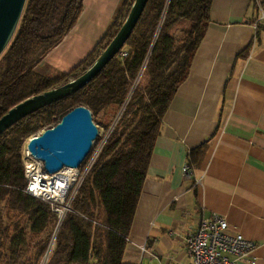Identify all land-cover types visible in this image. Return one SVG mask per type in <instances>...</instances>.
<instances>
[{"label": "trees", "instance_id": "16d2710c", "mask_svg": "<svg viewBox=\"0 0 264 264\" xmlns=\"http://www.w3.org/2000/svg\"><path fill=\"white\" fill-rule=\"evenodd\" d=\"M83 2L27 0L15 35L0 56V118L20 102L88 70L122 27L135 0H125L101 41L77 67L56 77L40 74L36 67L75 26ZM212 2L149 0L123 48L128 52L126 57L118 54L85 87L21 119L0 136V262L7 258V250L13 264L22 260L24 264H41L48 249V240L43 237L55 226L51 205L25 191L24 141L55 126L77 106L88 107L95 117L126 103L114 132L81 185L73 204L76 213L66 217L46 264H128L123 257L163 117L190 73L210 22ZM182 20H189L191 27L177 44L172 30ZM143 70L144 87L141 83L134 86ZM205 149L203 145L191 151L195 167L201 165ZM2 205L8 213L27 218L33 244L23 238V229L9 236ZM32 249L36 250L33 257L29 255ZM17 253L21 255L17 257Z\"/></svg>", "mask_w": 264, "mask_h": 264}, {"label": "crops", "instance_id": "0c3cea01", "mask_svg": "<svg viewBox=\"0 0 264 264\" xmlns=\"http://www.w3.org/2000/svg\"><path fill=\"white\" fill-rule=\"evenodd\" d=\"M124 2L84 0L75 26L36 70L56 77L77 67ZM203 145L195 167L191 151ZM212 212L226 217L230 233L254 240V264H264V0H213L190 73L163 117L123 261H188L186 237Z\"/></svg>", "mask_w": 264, "mask_h": 264}, {"label": "water", "instance_id": "95a60500", "mask_svg": "<svg viewBox=\"0 0 264 264\" xmlns=\"http://www.w3.org/2000/svg\"><path fill=\"white\" fill-rule=\"evenodd\" d=\"M27 0H0V56L5 51L21 20ZM149 0H135L124 24L96 59L78 78L57 88L30 97L0 118V136L21 119L76 93L94 79L124 48L142 17ZM99 136L92 111L80 105L66 113L53 127L29 137L27 148L43 161L49 174L65 167L79 168L90 154Z\"/></svg>", "mask_w": 264, "mask_h": 264}, {"label": "built area", "instance_id": "2783aa9c", "mask_svg": "<svg viewBox=\"0 0 264 264\" xmlns=\"http://www.w3.org/2000/svg\"><path fill=\"white\" fill-rule=\"evenodd\" d=\"M119 55L126 57L128 52L122 49ZM21 156L27 181L25 191L48 202L55 216L54 236L46 252L50 259L56 248L61 226L68 214L76 213L74 201L96 161L87 160L79 168L65 167L57 173L49 174L43 161L35 158L25 145L22 146ZM183 171L191 176L193 166L187 163ZM200 182L201 180L197 181L199 184ZM255 247L254 240L245 238L241 233L229 232L225 216L212 212L204 216L197 229L187 235L185 248L189 260L177 264H254Z\"/></svg>", "mask_w": 264, "mask_h": 264}, {"label": "rangeland", "instance_id": "374dc122", "mask_svg": "<svg viewBox=\"0 0 264 264\" xmlns=\"http://www.w3.org/2000/svg\"><path fill=\"white\" fill-rule=\"evenodd\" d=\"M191 27V22L189 20H182L180 21L172 30V34L175 36L176 43L180 44L185 36L186 31ZM143 72L140 73L139 77L137 78L136 82L134 83V86H137L139 83H141L142 87H144L146 83V79L143 78ZM141 80V81H140ZM130 98V97H129ZM126 105V103H125ZM122 105L120 107H110L109 109L105 110L104 112L99 113L94 117V121L97 124L99 128V136L94 142L93 148L88 155L87 160H93L97 161L98 157L102 153L104 147L106 146L109 138L111 137L112 133L114 132L123 112L125 111L126 106ZM44 130V129H43ZM41 130V131H43ZM38 133L34 134L37 135ZM29 139V138H28ZM27 140V139H26ZM23 143V146L25 145V142ZM81 188V187H80ZM1 215L2 220L4 222V225L10 228V234L9 236H16L18 232L23 229V238H27L28 243H32L33 241H30V231H29V224L27 222V218L23 215H18L16 213H8L7 210L4 208V206H1ZM54 228L55 226H51L48 233L44 235L43 238H46L48 240V247L51 242L52 237L54 236ZM48 250V249H47ZM36 250L32 249V251L29 253L32 257L35 255ZM19 253H17V257H19ZM5 258L0 264H13L12 262L14 259H12V253L5 250L4 251ZM49 257L47 256V253L43 256V259L41 261V264H46L48 262ZM24 259V258H23ZM9 261V262H7ZM20 264H24V260L21 261Z\"/></svg>", "mask_w": 264, "mask_h": 264}, {"label": "bare ground", "instance_id": "6f19581e", "mask_svg": "<svg viewBox=\"0 0 264 264\" xmlns=\"http://www.w3.org/2000/svg\"><path fill=\"white\" fill-rule=\"evenodd\" d=\"M28 140H29V139L26 140V142H25V146L27 145Z\"/></svg>", "mask_w": 264, "mask_h": 264}]
</instances>
